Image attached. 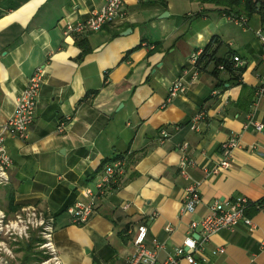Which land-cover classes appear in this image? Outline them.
I'll return each mask as SVG.
<instances>
[{"label": "crops", "instance_id": "obj_1", "mask_svg": "<svg viewBox=\"0 0 264 264\" xmlns=\"http://www.w3.org/2000/svg\"><path fill=\"white\" fill-rule=\"evenodd\" d=\"M223 1L125 0L124 20L66 37V22L87 18L104 0H0V127L28 79L43 69L27 139H5L13 163L8 183L0 186V209L12 216L36 207L54 217L62 264H127L141 224L148 241L165 245L162 261L213 203L240 197L259 205L245 213L253 227L240 222L233 232L223 230L194 256L197 264H264V98L254 117L263 129H244L264 82V0H253L263 9L252 15ZM215 37L221 43L217 58L242 62L232 63L242 69L238 81L245 89L226 69L212 63L198 69L190 62ZM180 78L185 92L166 103ZM199 112L205 117L193 129ZM162 128L170 133L163 143ZM231 135L240 144L230 169L207 176L204 169L221 160V146ZM184 158L194 161L188 173L201 183V204L193 214L181 212ZM114 160L123 162V174L88 221L73 224L67 209L89 201L84 190L95 189ZM8 246L13 256L2 254L0 264H40L47 258L38 243L29 257L20 243Z\"/></svg>", "mask_w": 264, "mask_h": 264}, {"label": "built area", "instance_id": "obj_2", "mask_svg": "<svg viewBox=\"0 0 264 264\" xmlns=\"http://www.w3.org/2000/svg\"><path fill=\"white\" fill-rule=\"evenodd\" d=\"M125 0H104L103 6L93 11L87 18L79 21L66 22L64 26V35L83 34L87 32H98L105 25L124 20L127 17V11L124 8ZM237 24H245L244 19H232ZM264 42V39L262 38ZM149 46V45H145ZM150 48V47H149ZM153 48V47H152ZM202 53V52H201ZM201 53L195 54L190 58V62L196 67ZM235 63H240L238 57H233ZM264 62V54L262 56ZM222 70L223 67L220 66ZM196 71V70H195ZM197 73H195L196 75ZM43 69L37 68L31 78L17 97L13 113L7 121L0 127V186L9 181V170L12 167V159L9 156L6 147V137H13L20 140H26L29 130L35 120L39 93L43 83ZM187 84L180 78L175 80L169 88L166 103L173 98L180 96L185 92ZM264 98V82L255 92V99L249 112L244 129H253L260 132L263 126L257 122L254 117L260 101ZM204 112H199L193 118V129L204 119ZM64 124L61 123L58 130L62 131ZM160 141L163 143L170 136V133L164 128L160 129ZM240 140L238 135H231L229 139L221 146V160L212 169H204L207 176H215L220 172L226 171L231 167V157L236 148L239 147ZM195 165L190 158H184L179 164L180 175L187 182L184 190L183 205L181 212L184 214H193L201 204L200 182L192 179L188 173L189 169ZM123 162L115 160L104 167L100 179L95 184V189L86 188L84 195L89 199L87 203H76L67 209L71 222L75 225L85 224L93 214L97 201L106 191L110 190L116 183L117 177L123 174ZM256 202H251L245 198H236L233 201H216L213 203L206 216L190 223L189 235L184 239L181 246L175 248L162 261L159 260L160 252L165 245L159 243L156 239L148 241V228L146 225H138L132 235V243L136 251L131 255L127 264H180L185 261L187 264H197L194 253L203 249L210 241L211 237L223 230L233 232L240 222L253 227L252 221L245 215L246 211ZM128 205H124L126 209ZM55 219L52 216H45L36 207H24L9 216L7 212L0 209V259L3 255L13 256L9 248V242H18L25 246L32 238L40 239L38 247L44 251L47 259L40 264H62L57 248L54 243ZM168 232L172 231L167 227ZM264 250V240L261 242ZM219 253L224 250L220 249Z\"/></svg>", "mask_w": 264, "mask_h": 264}, {"label": "trees", "instance_id": "obj_3", "mask_svg": "<svg viewBox=\"0 0 264 264\" xmlns=\"http://www.w3.org/2000/svg\"><path fill=\"white\" fill-rule=\"evenodd\" d=\"M223 2L226 5H228L229 8L236 7V6H243L246 15H252L254 13H260L261 9H263V5H260L258 7L257 6L258 3L253 1V0H224ZM261 18H262V22H264V14L263 13H261ZM214 43L217 45V47L214 46ZM220 44L221 43L219 42V40L216 37L213 38L209 42V44L203 49V51H202V53L198 59L197 68L200 69L201 66L204 65V67H205L206 65H209L211 63L214 64V66L216 68H219L220 66H222L223 69H226V70L234 73L235 76H233V77L235 80V84L242 85V88L245 89V85H243L242 83H240L238 81L239 77L242 74V69H234L233 63H232L234 61L231 62V61H229V59L217 58L216 55H217V52L219 50ZM80 46L82 47V44H80ZM83 51H84V48H83ZM85 52H87V51H85ZM131 52L132 51H129V53H131ZM243 96H244V94H243ZM243 96H241L240 103H242ZM246 109H247V107H246ZM103 165H105V163ZM103 165H102V167H103ZM12 204H13V202H10V206H12ZM250 207H252V204ZM250 207H249V209H250ZM252 211H254V210H251V212ZM249 213H250V211H249ZM38 242H40V239L32 238L31 240H29L28 243L25 244V246H22V250L26 253V256L29 257L30 254H32V252L34 250L33 245L35 243L37 244ZM44 256H46V255H44Z\"/></svg>", "mask_w": 264, "mask_h": 264}, {"label": "rangeland", "instance_id": "obj_4", "mask_svg": "<svg viewBox=\"0 0 264 264\" xmlns=\"http://www.w3.org/2000/svg\"><path fill=\"white\" fill-rule=\"evenodd\" d=\"M1 189H2V188H0V190H1ZM37 247H38V246H37ZM37 249H38V250H40V248H39V247H38ZM41 251H42V250H41ZM42 252H43V254H44V251H42ZM44 255H46V254H44ZM46 259H47V258H46Z\"/></svg>", "mask_w": 264, "mask_h": 264}]
</instances>
